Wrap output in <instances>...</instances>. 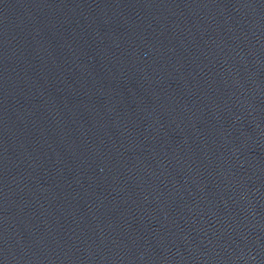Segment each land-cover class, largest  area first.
I'll list each match as a JSON object with an SVG mask.
<instances>
[{"label": "water", "instance_id": "water-1", "mask_svg": "<svg viewBox=\"0 0 264 264\" xmlns=\"http://www.w3.org/2000/svg\"><path fill=\"white\" fill-rule=\"evenodd\" d=\"M0 264H264V0H0Z\"/></svg>", "mask_w": 264, "mask_h": 264}]
</instances>
